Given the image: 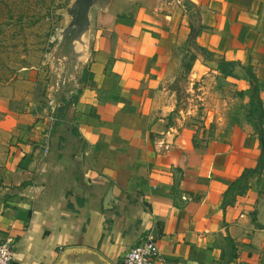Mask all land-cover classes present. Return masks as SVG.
I'll list each match as a JSON object with an SVG mask.
<instances>
[{
  "label": "crops",
  "instance_id": "obj_1",
  "mask_svg": "<svg viewBox=\"0 0 264 264\" xmlns=\"http://www.w3.org/2000/svg\"><path fill=\"white\" fill-rule=\"evenodd\" d=\"M194 1L202 19L195 44L205 55L188 49L193 16L185 4L124 0L97 16L53 131L44 106L55 88L44 69L0 87V134L8 140L0 242L14 240L13 264H56L70 248L124 264L150 235L168 264H257L264 169L244 180L249 187L232 206L224 201L263 156L264 121L251 107L248 72L264 112V0ZM186 81L205 91L200 110L184 108ZM170 130L178 132L166 138L174 145L159 152L156 142Z\"/></svg>",
  "mask_w": 264,
  "mask_h": 264
},
{
  "label": "rangeland",
  "instance_id": "obj_2",
  "mask_svg": "<svg viewBox=\"0 0 264 264\" xmlns=\"http://www.w3.org/2000/svg\"><path fill=\"white\" fill-rule=\"evenodd\" d=\"M71 2L72 0H0V87L25 81V73L42 69L46 83H52L49 54L59 43L58 32L66 23L63 11ZM198 84L200 82L190 85L186 81L182 88L184 108L191 111L200 110L199 103H204L206 97L205 91H200ZM49 94L50 100L56 104L54 94ZM50 100L44 106L48 121H51L58 108L52 107ZM6 144L8 140L0 134V156L6 152ZM254 254V262L264 264V242L263 251Z\"/></svg>",
  "mask_w": 264,
  "mask_h": 264
},
{
  "label": "water",
  "instance_id": "obj_3",
  "mask_svg": "<svg viewBox=\"0 0 264 264\" xmlns=\"http://www.w3.org/2000/svg\"><path fill=\"white\" fill-rule=\"evenodd\" d=\"M124 0H72L63 11L66 17L65 27L58 32L59 43L49 54L51 66V84L54 86L53 94L57 101V109L63 113L69 106L68 88L79 79V70L86 58L90 47V36L94 29L97 16H107ZM162 3L168 0H161ZM175 3L187 5L192 13L193 29L188 42V49L195 48V38L201 29L202 19L200 9L194 0H173ZM111 194L109 193V196ZM90 257L92 260L86 259ZM101 264L107 263L99 254L85 248H70L60 256L56 264Z\"/></svg>",
  "mask_w": 264,
  "mask_h": 264
},
{
  "label": "built area",
  "instance_id": "obj_4",
  "mask_svg": "<svg viewBox=\"0 0 264 264\" xmlns=\"http://www.w3.org/2000/svg\"><path fill=\"white\" fill-rule=\"evenodd\" d=\"M50 105L57 107V103L51 99ZM54 109V108H53ZM54 120V115L51 122ZM177 135L178 132L171 130L160 137L156 142V149L159 152H167L173 147V142L168 141L166 138L171 135ZM173 135V136H175ZM46 153L48 149L45 150ZM15 242L9 238L0 242V264H13ZM124 264H168L160 250L156 237L150 235L140 244L131 248L124 257Z\"/></svg>",
  "mask_w": 264,
  "mask_h": 264
},
{
  "label": "trees",
  "instance_id": "obj_5",
  "mask_svg": "<svg viewBox=\"0 0 264 264\" xmlns=\"http://www.w3.org/2000/svg\"><path fill=\"white\" fill-rule=\"evenodd\" d=\"M195 48L199 50L202 54L205 53V51L199 48L196 44H195ZM194 60L195 58H193L192 56L191 60L187 63V65H185L186 73H189L192 70ZM248 74H249V77L252 83L254 84L253 95L251 97V107H252L253 112L258 116L260 123L263 124L264 112H263L262 101L260 98V89L258 88L257 79L255 75L250 70ZM63 110L64 108L57 109L56 112L54 113V120L52 121V125L50 128L51 131H53L56 127H58L61 124L64 118ZM260 138H261V150H262L263 156H262L259 166L255 170H246L240 178H238L231 184V186L229 187L228 191L225 194V201H224L225 206H232L233 203L230 201V198L234 199L236 195H242L243 192L249 187L248 185H245L246 183H244V180L246 178L251 177L254 174L260 175L262 173L264 169V131H261ZM48 153H49V148H48ZM226 239H227L228 247L231 249L230 259L231 260L236 259L238 257L239 250L235 246L232 238L228 235V232H227ZM249 247L250 246H248V248Z\"/></svg>",
  "mask_w": 264,
  "mask_h": 264
}]
</instances>
